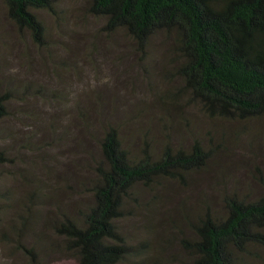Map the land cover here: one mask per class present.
<instances>
[{
  "label": "trees",
  "instance_id": "trees-1",
  "mask_svg": "<svg viewBox=\"0 0 264 264\" xmlns=\"http://www.w3.org/2000/svg\"><path fill=\"white\" fill-rule=\"evenodd\" d=\"M0 2L16 30L29 34L38 47L51 46L50 29L41 13L58 22L59 0ZM84 10L102 23L101 34L109 39L126 35L145 58L158 39L170 43L174 94L166 92L150 106L162 105L160 111H165L159 122L164 139L151 137V131L136 139L112 118L99 123L98 135L89 133L96 117L89 119L86 133L100 150L89 156L93 174L80 185L71 176L62 191L57 188L64 200L22 202L19 222L9 225L15 235L3 237L13 238L32 264H45L40 255L44 245L78 264H149V259L165 264L163 245L154 249L146 241L132 244L125 229L133 214L130 203L137 202L140 188L156 205L168 185H197L232 150L228 130L263 131L258 125L264 127V0H85ZM11 101L12 95L0 90V123L9 116ZM177 101L192 114H202L208 124L202 135L189 132V146L172 139L184 123L170 118ZM112 109L115 115L118 107ZM180 116L189 127L191 119L182 111ZM124 119L130 123V114ZM9 162L0 145V163ZM252 178L259 193L243 192L228 183L221 189L219 207L207 203L187 213L175 239L184 254L179 255L183 264H264L262 170L253 172ZM9 197L8 190L0 194V206ZM48 206L53 209L44 213Z\"/></svg>",
  "mask_w": 264,
  "mask_h": 264
},
{
  "label": "rangeland",
  "instance_id": "rangeland-1",
  "mask_svg": "<svg viewBox=\"0 0 264 264\" xmlns=\"http://www.w3.org/2000/svg\"><path fill=\"white\" fill-rule=\"evenodd\" d=\"M84 2L59 0L58 22L50 14L41 13L50 29L51 46L47 48L38 47L29 34L16 30L0 2V90L13 97L9 116L0 123V145L11 161L0 163V194L8 190L10 195L0 206V264H32L13 238L3 237L6 233L15 235L9 225L19 222L22 202L64 200L56 194L60 193L57 188L62 191L71 176L80 185L93 174L89 156L100 150L86 133L89 119L96 117L89 133L97 134L101 131L99 123L112 118L121 123L124 131L130 129V136L136 139L150 131L151 137L157 134L160 141L164 139L159 122L165 111H160L162 105L150 106L166 92L174 94L176 79L170 43L158 39L145 58L126 35L109 39L101 34L102 23L86 14ZM177 103L170 118L172 122L184 123L179 124V136L173 133L172 139L189 146V132L202 135L208 124L202 114L193 110L194 115L190 108ZM114 106L118 107L115 115ZM139 111L144 112L139 115ZM180 111L191 119L189 127ZM129 114L130 123L122 120ZM258 126L262 132L228 130L232 150L226 153L222 165L205 173L197 185H168L162 202L156 205L140 188L137 202L130 203V222H125L132 244L146 241L154 249L163 245V263L183 264L179 255L184 254L175 239L187 213L207 203L219 207L221 189L228 183L236 184L243 192L254 189V193H259L252 178L258 170L264 174V127ZM48 209L51 211L53 206L44 207L43 212ZM47 234L45 230L44 235ZM42 247L40 255L45 264H78L49 245ZM157 254L156 251L154 259ZM147 261L154 264L151 259Z\"/></svg>",
  "mask_w": 264,
  "mask_h": 264
}]
</instances>
